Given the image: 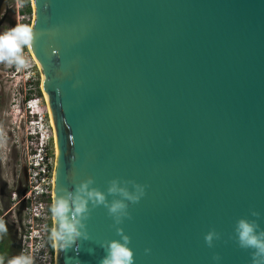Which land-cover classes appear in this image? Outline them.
Wrapping results in <instances>:
<instances>
[{"label": "water", "instance_id": "1", "mask_svg": "<svg viewBox=\"0 0 264 264\" xmlns=\"http://www.w3.org/2000/svg\"><path fill=\"white\" fill-rule=\"evenodd\" d=\"M33 8L31 52L58 147L54 198L89 176L105 191L116 177L138 181L146 194L121 225L134 264H213L214 253L251 264L234 228L264 213V0ZM87 226L91 238L57 246L56 264H99L116 228L103 205ZM213 228L222 237L209 247Z\"/></svg>", "mask_w": 264, "mask_h": 264}, {"label": "clouds", "instance_id": "2", "mask_svg": "<svg viewBox=\"0 0 264 264\" xmlns=\"http://www.w3.org/2000/svg\"><path fill=\"white\" fill-rule=\"evenodd\" d=\"M33 40L32 29L26 26H16L0 32V62L17 67L27 66L22 50L25 47L31 48ZM94 185L95 178L89 176L74 188H67L56 195L49 208L53 220L49 230V241L53 247L68 249L73 245L78 246L81 238L90 239L87 220L93 208L103 205L113 219L117 238L104 240L99 244L105 250L99 264H134V249L130 246L131 236L121 225L126 218L131 217L130 205L142 199L147 186L135 180H122L119 177L109 181L106 191ZM109 196L112 197L111 200ZM250 215L252 218L242 216L236 221L234 238L239 247L250 251L251 264H264V227L260 223L264 213L252 209ZM221 237L222 233L213 228L205 234L204 239L209 247H213L215 241ZM151 251V248L145 249V253ZM89 252H94V249H89ZM212 260L213 264H221L222 257L219 253H214ZM7 264H35V260L33 255L21 252L9 259Z\"/></svg>", "mask_w": 264, "mask_h": 264}, {"label": "built area", "instance_id": "3", "mask_svg": "<svg viewBox=\"0 0 264 264\" xmlns=\"http://www.w3.org/2000/svg\"><path fill=\"white\" fill-rule=\"evenodd\" d=\"M19 3L18 7L22 9L19 13L21 20L28 17L26 10L28 2H26L27 6L25 0H20ZM29 54L37 65L31 51ZM27 65H29L28 61ZM23 67L26 73L27 70L29 72V66ZM26 73L23 77L28 79ZM24 108L28 113V124L26 122V151L21 169L23 182L11 185L8 207L1 212L0 222L6 220L9 225L10 221L16 228L11 243L17 255L25 252L33 255L35 264H56L57 247H53L48 239L49 230L53 225L49 208L54 199V173L57 159L55 129L48 105H42L40 95L29 97L25 101ZM24 167L27 170V178ZM23 189L26 190L24 194Z\"/></svg>", "mask_w": 264, "mask_h": 264}, {"label": "rangeland", "instance_id": "4", "mask_svg": "<svg viewBox=\"0 0 264 264\" xmlns=\"http://www.w3.org/2000/svg\"><path fill=\"white\" fill-rule=\"evenodd\" d=\"M20 0H0V32L7 31L16 26L31 28L34 19L33 0H30L31 12L25 19H19L21 8ZM28 0H25L27 6ZM29 5V2H28ZM25 8V7H24ZM22 13V11H21ZM30 49L22 50L23 56L29 62V72L25 68L16 65H8L0 62V211L7 209L11 185L23 182L20 174L22 160L26 151V122L28 113L25 112V101L31 96H41L42 105H47L44 92L42 91V72L39 65L35 64L30 57ZM31 70V71H30ZM29 76L28 79L23 74ZM45 109V108H44ZM49 107V112H50ZM48 121L49 117L47 116ZM51 118V115H50ZM28 124V122H27ZM21 177V178H20ZM10 218V214L7 217ZM0 242L9 247L16 228L12 222L5 220L0 222ZM9 228V229H8ZM13 248V247H12ZM15 249V248H14Z\"/></svg>", "mask_w": 264, "mask_h": 264}, {"label": "flooded vegetation", "instance_id": "5", "mask_svg": "<svg viewBox=\"0 0 264 264\" xmlns=\"http://www.w3.org/2000/svg\"><path fill=\"white\" fill-rule=\"evenodd\" d=\"M0 248H1L0 264H7L9 259L17 255L16 249L12 248V243H10L9 247H6L4 243L0 242Z\"/></svg>", "mask_w": 264, "mask_h": 264}, {"label": "bare ground", "instance_id": "6", "mask_svg": "<svg viewBox=\"0 0 264 264\" xmlns=\"http://www.w3.org/2000/svg\"><path fill=\"white\" fill-rule=\"evenodd\" d=\"M30 49V51H31V48H29ZM33 55V54H32ZM35 58V57H34ZM35 60H36V58H35ZM36 62L39 64V62H38V60H36ZM39 66H40V64H39ZM42 82V81H41ZM44 95H45V98H46V100H47V105H48V110H49V104H48V95L44 92ZM49 114L51 115V122H52V124L54 125V120H53V115H52V112L50 111L49 112ZM55 142H56V152H57V155H58V147H57V141H56V136H55Z\"/></svg>", "mask_w": 264, "mask_h": 264}, {"label": "trees", "instance_id": "7", "mask_svg": "<svg viewBox=\"0 0 264 264\" xmlns=\"http://www.w3.org/2000/svg\"><path fill=\"white\" fill-rule=\"evenodd\" d=\"M28 2H29V5L27 6V8H26V10L28 11V12H31L32 11V7L30 6V0H28ZM0 214H1V211H0ZM3 221V220H2ZM5 221V220H4ZM9 226V225H8ZM9 229V228H8ZM0 257H1V248H0Z\"/></svg>", "mask_w": 264, "mask_h": 264}]
</instances>
